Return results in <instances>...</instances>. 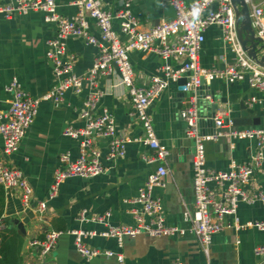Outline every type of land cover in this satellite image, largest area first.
<instances>
[{"label":"crops","instance_id":"1","mask_svg":"<svg viewBox=\"0 0 264 264\" xmlns=\"http://www.w3.org/2000/svg\"><path fill=\"white\" fill-rule=\"evenodd\" d=\"M74 0H56L60 15L69 17L75 13L71 4ZM194 3L197 0H184ZM104 6L114 10L119 0H105ZM130 10L138 19L141 30H147L158 23L174 17V11L167 0H131ZM117 31V24H113ZM53 24L46 23L41 13L32 12L25 16L0 17V110L9 107L10 95L6 86L16 78L21 89L31 98L38 99L37 113L32 125L26 130L18 149L5 159L26 178L32 189V198L24 206L17 194L4 190L3 223L12 226L13 221L23 225L20 264H264V255L255 256L254 248L264 244V232L255 229L235 231L226 229L212 236L207 256L201 250L196 237L190 232L196 218L193 209L192 192V142L185 137V124L180 111L188 99H183L178 84H170L149 108V115L155 135L169 152L166 163L169 175L163 188H155L153 195L161 198L165 224L185 231L182 236L153 238L140 234L134 238L101 237L109 227L136 224L141 215L140 206L132 201L138 194L149 173L157 167L147 164L142 155L153 153L137 143L126 145L125 156L119 160H107V141L91 137V146L101 154L106 168L102 175L91 179L71 178L64 180L53 198L48 192L56 171L62 169L61 156L67 154L70 161L79 155V138L64 135L67 128L84 129L85 123L79 118L82 104L90 88L83 84V91L76 95L67 91L63 101L55 104L43 99L55 86L52 63L46 59L47 42L55 37ZM91 33L98 36L91 24ZM205 40L199 54L203 67H222L221 57L226 55L228 62L232 56L224 48L217 27L205 32ZM68 54L74 57L73 72L83 75L91 67L97 49L88 46L78 38L65 41ZM135 84L148 86L150 79L157 74L163 60L152 52H131ZM172 66L177 63L171 61ZM118 75H110L98 80L97 88L102 96L93 110L94 115L109 112L114 119L118 134L128 138H138L141 127L132 115L131 99L128 91L119 85ZM215 90L224 93L227 103L219 104L218 113L226 114L233 120L235 129L257 128L262 125L259 106L249 108L246 101L251 96H259L246 83L226 84L212 82ZM178 102L181 104L179 109ZM228 141L221 139L205 144L206 166L215 170H226L230 159L244 162L250 155L253 145L247 141L235 142V149L229 151ZM2 147L0 140V149ZM46 202L44 213L38 214V203ZM81 212L86 213L84 221L79 220ZM110 213L106 225L91 219ZM189 215L186 220L184 214ZM240 224L264 221V206L260 203L247 206L240 204L236 215ZM233 223V218H226ZM145 220V218H144ZM50 231L65 232L57 240L54 250L42 257L38 248L30 246L33 240H41ZM81 231L86 235L88 248L101 252H112L113 256H97L90 260L82 258L74 249L73 238L68 232ZM238 242V244H236ZM117 257H121L119 263Z\"/></svg>","mask_w":264,"mask_h":264},{"label":"built area","instance_id":"2","mask_svg":"<svg viewBox=\"0 0 264 264\" xmlns=\"http://www.w3.org/2000/svg\"><path fill=\"white\" fill-rule=\"evenodd\" d=\"M244 1L249 10L254 34L264 42V0ZM104 2L105 0H74L71 4L75 7V13L66 17L58 13L56 0H0V17L9 19L11 16H25L36 12L42 14L46 23L55 26V37L47 42L45 57L52 63L56 84L43 99L59 104L67 91L79 95L85 83L90 88L79 113V118L85 123L84 129L67 128L64 131L65 136L82 138L78 158L70 161L67 154L61 156L64 165L53 175L49 198L57 194L64 180H87L106 172L101 154L91 146V137L107 141V160L124 158L126 145L137 143L153 153L142 155L141 159L147 164L156 163L157 167L148 174L137 196L130 201L141 209L135 226H107L106 220L110 213L91 220L106 225L101 237L115 238L118 242L124 237L134 238L140 234L153 238L184 235V230L165 224L161 198L153 195L155 188L164 187V180L169 175L166 163L169 152L158 141L148 111L170 84L177 83L190 72L191 75L185 77L188 79L185 91L195 92L201 80L208 84L246 83L259 95L249 97L246 106H259L262 114L260 127L235 129L231 118L224 113H218L214 116V134L201 136L197 128L198 110L195 98L188 99L180 111V118L185 124V137L193 144L192 192L196 218L190 232L196 237L206 256L212 236L226 229H255L264 232V221L240 224L235 217L240 204L251 206L260 203L264 206V68L250 60L242 50L237 40L235 13L230 0H197L190 4L184 0H167L174 11V17L147 30L140 29L138 19L130 10L131 0H119V6L114 10L105 8ZM114 23L117 24V31L113 28ZM91 24L98 32L97 37L91 33ZM210 27L219 28L224 48L232 56L230 62L226 55L221 57L222 67L206 68L199 63L204 35ZM67 38L81 39L85 45L97 49L91 67L83 75L73 72L74 57L67 52ZM131 52H152L163 60L157 74L146 87L135 84L129 60ZM171 61L176 62L177 66H172ZM110 75H118L119 85L128 91L132 115L142 130L138 138L118 134L113 116L109 112L93 114L96 103L102 96L97 88L98 80ZM6 92L10 95L9 107L6 111L0 110V185L5 191L17 194L21 203L27 206L33 194L31 186L23 174L5 158L18 149L26 130L34 121L39 100L29 97L16 78L10 80ZM205 99L210 101L209 96ZM221 139L228 141L229 151L235 149L237 141H247L253 145V149L244 162L238 163L230 159L226 170L208 168L205 144ZM45 209L46 202H40L36 212L42 214ZM85 217L86 213L81 212L79 220L84 221ZM184 217L189 220L187 213ZM228 217L233 218L232 224L227 222ZM4 227L3 219H0V229ZM64 233L50 231L43 239L31 241L30 246L38 248L40 255L46 257L54 250L57 240ZM68 234L73 238L75 251L86 260L97 256H113L112 252L88 248L84 241V232L72 231ZM254 254L264 255V244L256 246ZM117 260L122 262L121 257H117ZM171 264L182 263L174 261Z\"/></svg>","mask_w":264,"mask_h":264},{"label":"water","instance_id":"3","mask_svg":"<svg viewBox=\"0 0 264 264\" xmlns=\"http://www.w3.org/2000/svg\"><path fill=\"white\" fill-rule=\"evenodd\" d=\"M230 2L235 13L237 40L242 50L250 60L264 68V42L254 34L247 4L244 0H230ZM190 75V72L186 73L177 82L180 97L183 99L195 98L198 110V133L201 136L212 135L215 132V112L219 109V104L227 103L226 96L224 93L218 95V92L221 90L218 89L216 91L210 83L208 84L203 80L200 81V85L195 92L185 91V84L188 81L185 77ZM206 96L210 97V101L205 99ZM178 107L179 109L181 107L179 102ZM12 226L16 228L18 235L21 237L25 236L23 225L20 222L15 220L12 222Z\"/></svg>","mask_w":264,"mask_h":264},{"label":"trees","instance_id":"4","mask_svg":"<svg viewBox=\"0 0 264 264\" xmlns=\"http://www.w3.org/2000/svg\"><path fill=\"white\" fill-rule=\"evenodd\" d=\"M5 193L0 185V219L3 216ZM22 238L8 226L0 229V264H20Z\"/></svg>","mask_w":264,"mask_h":264}]
</instances>
